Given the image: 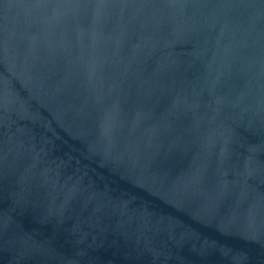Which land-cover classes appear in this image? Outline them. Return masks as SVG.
Wrapping results in <instances>:
<instances>
[{"label": "water", "instance_id": "1", "mask_svg": "<svg viewBox=\"0 0 264 264\" xmlns=\"http://www.w3.org/2000/svg\"><path fill=\"white\" fill-rule=\"evenodd\" d=\"M0 264H264V0H0Z\"/></svg>", "mask_w": 264, "mask_h": 264}]
</instances>
